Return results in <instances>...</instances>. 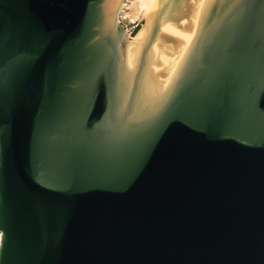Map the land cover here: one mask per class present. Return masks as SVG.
<instances>
[{
	"label": "water",
	"instance_id": "water-1",
	"mask_svg": "<svg viewBox=\"0 0 264 264\" xmlns=\"http://www.w3.org/2000/svg\"><path fill=\"white\" fill-rule=\"evenodd\" d=\"M122 0H0V264H264V0H206L168 84Z\"/></svg>",
	"mask_w": 264,
	"mask_h": 264
},
{
	"label": "bare ground",
	"instance_id": "bare-ground-1",
	"mask_svg": "<svg viewBox=\"0 0 264 264\" xmlns=\"http://www.w3.org/2000/svg\"><path fill=\"white\" fill-rule=\"evenodd\" d=\"M158 0H122L116 15V22L137 23L133 30L125 29L127 37L126 63L132 68L134 48L147 30ZM206 0H185L183 18L165 22L160 31L169 39L155 40L151 45L152 71L160 84H168L194 36ZM1 241V232H0Z\"/></svg>",
	"mask_w": 264,
	"mask_h": 264
},
{
	"label": "rangeland",
	"instance_id": "rangeland-1",
	"mask_svg": "<svg viewBox=\"0 0 264 264\" xmlns=\"http://www.w3.org/2000/svg\"><path fill=\"white\" fill-rule=\"evenodd\" d=\"M135 24V26L133 27V25ZM121 26L124 27L125 29H130L131 27H133V30H135V28L138 26V22L137 23H131L129 21H123L121 23Z\"/></svg>",
	"mask_w": 264,
	"mask_h": 264
}]
</instances>
